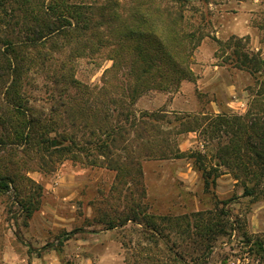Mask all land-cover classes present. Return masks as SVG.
Segmentation results:
<instances>
[{
  "label": "rangeland",
  "instance_id": "374dc122",
  "mask_svg": "<svg viewBox=\"0 0 264 264\" xmlns=\"http://www.w3.org/2000/svg\"><path fill=\"white\" fill-rule=\"evenodd\" d=\"M6 3L0 171L12 183L0 191V264H264V247L253 245H264V122L253 117L264 114L250 73L215 54L235 36L264 58V0ZM47 4L79 28L31 46L22 18ZM169 10L205 35L191 78L130 97L137 48H154ZM150 112L165 116L163 158H142L138 126ZM194 117L186 131L181 122ZM137 156L138 180L129 164Z\"/></svg>",
  "mask_w": 264,
  "mask_h": 264
},
{
  "label": "trees",
  "instance_id": "16d2710c",
  "mask_svg": "<svg viewBox=\"0 0 264 264\" xmlns=\"http://www.w3.org/2000/svg\"><path fill=\"white\" fill-rule=\"evenodd\" d=\"M6 2L7 0H0V13L6 10ZM73 6L78 7L79 5L73 4L72 7ZM44 8L45 10H43L41 14L34 12H32V14H24L22 21L31 20L30 28L28 29L30 35H24V42H29L31 46H34L37 41L52 36L53 34L66 33L79 28L77 26L78 24H74L70 21L66 13L52 12L51 10L53 9L50 4H47ZM183 20L184 13L182 10H178L177 12L167 11V24L165 25L164 32L160 34L159 37L155 32L152 33L153 36L151 35L153 37L152 43L154 48H141L140 46L137 48L140 50L138 51L139 59L131 62L134 63L135 66L132 67L133 69L131 72L133 73L134 81L131 83V86L128 87V95L130 97L135 93L137 94L142 88H158L160 90H165L176 86L183 79L189 80L191 78L192 72L189 67V59L194 49L200 44L205 35L201 31L197 33L196 30L185 29L186 26L182 25ZM218 45L219 47L215 54L217 57H222L223 63L232 62L234 67L248 71L254 78L256 87L253 93L254 101L259 102L257 105L259 108L255 110V113L264 114V58H262L259 53L244 49L242 38H237L235 36H231L225 42L219 43ZM142 61H144L143 63L145 66L141 65ZM152 69H154L153 72ZM60 103L65 105V102ZM55 110L56 108L52 109V111ZM142 117L146 118L143 122L144 124H139L138 126L143 132L146 130L145 137L143 138L144 142L142 144L146 151L142 158L165 157V152L167 151L165 144L168 143L170 134L168 131L160 129L158 124V122L165 117L164 114L161 112H150L141 114L140 118ZM253 117L261 123L264 122V118L261 116L254 115ZM135 118V114H133L131 119L135 120ZM196 119L197 118L194 117V119L190 121L181 122V126H183L186 131H190L192 128H195ZM93 121H95V117ZM193 123H195L194 127L192 125ZM93 129H96V127L94 126ZM4 141L5 139L0 138V147L5 145ZM58 148H61V146ZM65 149V147L61 148V150ZM234 149L238 150V147L235 145ZM45 150L51 155L52 151L48 149ZM139 160L140 158L137 156L132 157L129 162L137 180L141 176ZM198 168L201 170L202 175L207 174V171L205 172L204 169ZM11 183L10 177H7L6 174L4 175L0 171V191L8 190ZM30 214L31 211H27L26 216H30ZM128 219L137 222L130 217H127V220ZM167 220V222L171 224V219ZM122 223L123 222L117 224L110 221L107 228L110 229L117 225H122ZM145 224L154 231L158 230V226L155 223L145 222ZM174 225L176 226L175 223ZM230 229L234 230L232 222L230 224ZM173 244L175 245L177 243L173 242ZM253 245L264 247L259 240L253 241ZM183 254L185 253L183 252ZM185 256L191 257V255L188 254H185Z\"/></svg>",
  "mask_w": 264,
  "mask_h": 264
}]
</instances>
